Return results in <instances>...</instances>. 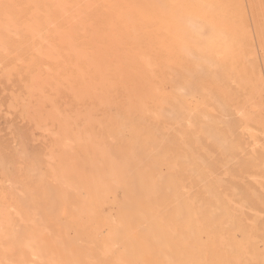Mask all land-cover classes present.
I'll return each instance as SVG.
<instances>
[{
  "label": "bare ground",
  "instance_id": "6f19581e",
  "mask_svg": "<svg viewBox=\"0 0 264 264\" xmlns=\"http://www.w3.org/2000/svg\"><path fill=\"white\" fill-rule=\"evenodd\" d=\"M259 8L255 0H0L5 16L0 39L4 34L10 38L4 32L12 28L30 52L50 62L39 60L47 67L46 72L39 69L45 78L54 76L61 84L62 69L58 72L55 66L61 63L69 78L80 81L81 86L73 79L66 82L76 98L97 95L92 91L97 82L109 91L129 78L137 82L131 97L138 100L116 117L111 114L97 132L71 131L61 118V133L52 142L56 149L48 158L45 152L47 159L27 147L17 156H0L2 171L12 182L0 194V264H264V224L255 212L264 208V198L244 184V176L230 192L224 187L227 181L213 177L229 166V178L237 175L239 182V175L258 167L264 178V147L253 148L261 141L253 129L264 135V24ZM139 33L156 37L163 53L153 56L135 45ZM15 45L22 50L23 44ZM183 53L193 64L177 84L178 93L167 98L162 91L161 103H169L170 109L151 112L168 116L175 125L188 120L198 129L194 139L166 133L168 124L165 128L144 116H151L143 101L148 95L144 83L148 85L161 62L175 65ZM6 54L13 55L9 50ZM19 57L16 62L22 61ZM96 61L110 77L99 72L89 87ZM232 82L243 91L232 90ZM211 83L217 87V115L210 113L211 107H197L199 97L194 107L191 102L209 94ZM108 97L98 100L111 108ZM197 140L207 147L195 146ZM72 142L82 146V154L74 153ZM249 144L255 145L249 146L252 152ZM196 183L202 189L194 190ZM245 206L257 209L259 218H252V225Z\"/></svg>",
  "mask_w": 264,
  "mask_h": 264
},
{
  "label": "rangeland",
  "instance_id": "374dc122",
  "mask_svg": "<svg viewBox=\"0 0 264 264\" xmlns=\"http://www.w3.org/2000/svg\"><path fill=\"white\" fill-rule=\"evenodd\" d=\"M255 2L260 6L258 14H259L260 20L264 24V0H255ZM2 18H5V16L3 14H0V19H2ZM9 29H8L9 31L7 30L4 33H7V35L10 36V38H7V36H5L6 34H4V36L2 35L3 39H0L1 41L2 40L6 41L5 43H3V41H2L3 44L0 43L2 45V46H0V48L2 47L1 51H0V156L2 154H6L10 157L17 156L18 154H20V152L25 147H27L28 149H30V151L39 153L40 155L41 154L44 155L46 152V156L48 158V155L53 150L56 149L55 143L53 144L52 142H54L55 139L58 138L60 133H61V131H60V127H61L60 119L61 118L65 119L67 121V124L69 125L71 131L77 130L79 128L78 130L88 129L91 132H97L99 127L102 126V122L108 121L109 120L108 117L109 116L111 117V114H112L111 118H114L117 116L118 111L124 110V107L126 109L127 106H132V103L134 104V103L138 102V100H136L135 96L131 97V96H133V94L136 95V93H137V92H135L137 90L134 91V87L136 88L135 83L137 84V82L131 81L129 78L127 80L130 81L131 83L126 82V84H125V78L121 81H117L118 79L116 77L112 78L113 81H115L117 79L116 80L117 81L116 86H118V87L115 86L113 88V90H109V91L106 90V87L103 85H102L103 86V89H102L101 84L97 82L98 85L96 84V87H94V89L92 90L94 93L97 94L94 97L93 96L92 97L86 96L84 98L74 97V94L71 93L70 90L68 89L67 84L69 82L70 83L73 82V81H71L73 79V80H76L75 82L78 84V86H81L80 81L77 79H74L72 77L69 78L70 75H68V72L66 71L65 67H63V65L61 63H56L55 66L57 67L58 72L62 69L61 79H62V83H65L64 86L62 83L60 84V82L58 80H56V78H54V76H52L53 79L51 77L52 81L50 80V78L49 79L45 78V76H46L45 74L39 73V69L41 67V61H42V63H44L46 65L49 64L50 62H47L46 60H41L38 57H36V55L33 54V50L30 52V50L32 49L30 47V45L29 44L27 45V43L25 45V43L23 42L24 41L23 39H22V41H19L18 39H19L20 35H19V37H18V35H14L15 32H13V30H11L12 28H9ZM11 33L14 36H17V39H15L16 37L12 36ZM147 35L148 34H142V33L136 34L135 38H134V41L136 39L135 45H138V47H140L144 50L146 49V51L148 53L152 54L153 56H155L157 53H160V52L163 53V51H161L159 49V46H158L159 44H158V41L156 40L157 38L152 36V35H150V36H147ZM21 38L22 37H20V40H21ZM154 38H156V39L153 40ZM19 42H21L20 43L21 45L23 44V48H21L22 50H20V51H19L20 48L18 49L17 46L15 45L17 43L18 47L19 46L22 47L21 45H19ZM4 46H5V48H4ZM24 46H26V47H24ZM12 47H14V48H12ZM7 48L9 50V54H10V52H12V54H13V51L16 48L18 49V51L16 49L15 54H13L11 56V55L6 54V53H8V50L6 52ZM2 49L4 51H2ZM154 49H155V51H154ZM21 52H22V54H21ZM26 54L28 56H26ZM30 54H32L35 57L32 56V58H29L31 56ZM14 55L16 56L15 57L16 59L18 58V55H19L20 56L19 58L22 59L23 62L19 59L16 62L15 61L16 59L13 58ZM29 59L33 60V61L35 60L38 62H31ZM39 60H41V61L39 62ZM181 60H182L181 62H183V63H181L179 61V63L178 62L174 63L175 65H173V63H172V65H169V64L165 63L164 61L161 62L162 64L160 63L161 65L158 66L153 71L155 73V74L152 73L153 78L152 77H151L152 79L149 78L150 80L147 79L148 85L144 83L145 77L141 78L140 81L142 83H140V84L144 83V85H145L143 87V90L145 88V91H148V95L146 93L147 97L145 96L143 101H144V104L146 105L148 112H149L148 108H150V114H151V116H149V114L146 113L147 111H145L144 113H146V114H144V116L148 120L156 121V122H159L160 124H163L165 126V128L169 125L168 128H166V130H165L166 133H171V134L175 135L177 138H181L182 136L184 137L183 134H188V135H191V137H193V139H194L195 138V132L197 133L198 129L196 128V126L193 127L194 125L192 126V124L190 127L189 126L190 122H188V120H182L179 124L177 123L178 125L177 124L175 125L176 122L171 120L168 116L164 117L162 114H159L157 116L155 115L157 118L154 116V114L157 113V109H158V111H160L162 109H170V107H167L170 105L169 103H168V105H167V102H165V101H164V103H161L163 101L162 97L164 98V96H163L164 93H162V91L168 92L167 94H169V95H165V97H167V98L173 96L174 94L178 93L177 91H179V89L176 90L178 88L177 84L180 81L185 80L187 77L188 73H186L187 71L185 72V70H188V68L193 64V58H191V56L189 54L186 55L185 53H183L181 55ZM25 62H27V63H25ZM189 64H190V66H188ZM162 65L164 67L166 65L165 69H163L164 67ZM37 66L39 68H37ZM90 66H92V65H90ZM9 68H10V70H9ZM41 68L43 69V72H46V70L44 69V68L47 69L46 66L45 67L42 66ZM90 71H91L90 72V78H89L90 82L88 84L89 87H91V86L93 87L91 80H93L95 78V75L97 73L99 74V72L102 74H105L106 77H110V75L108 74L110 71L108 69L106 70L105 67L100 62H97V63L94 62L93 66L90 68ZM64 72H65V74H64ZM63 74H64V76H63ZM161 75H163L162 78H164V79L161 78ZM175 76H177V77L174 80ZM37 77H38V79L41 77L42 78L39 79L38 81H36ZM63 77H64V79H63ZM97 78H99V77L97 76ZM165 78H166V80H165ZM168 78H170V79L168 80ZM46 79H47V81L49 80L51 82L46 83V81H45ZM164 80H165V82H163ZM54 81H55V83H54ZM63 81H65V82H63ZM161 81H162V85H161ZM169 81H173V82H169ZM41 82H43V83H41ZM66 82H68V83H66ZM45 84L46 85L48 84V85L46 86ZM99 85H100V87H99ZM156 85H157L158 89H156L157 87H154ZM165 85H166V88H163V87H165ZM151 86H152V88H151ZM229 86L231 87L232 90H236L238 92H241L244 89V87H242L236 83H233V82ZM146 87H148L149 90H147ZM208 87L210 88L209 89L210 93L207 94L205 97L204 96L193 97L191 99V102L193 101V104H192L193 106L192 105L191 106L194 107L196 105L194 102L197 103L198 99H200L198 104L196 105L197 107L203 108L205 106V108H207V110H209V107H211L213 109L211 110V108H210V110H211V111L209 110L210 113L212 115H217L218 113L216 110V98H215V96H213V94L216 93L217 87H216L215 83H211ZM117 88H119V89H117ZM126 88H127V90H126ZM129 88H131V89H129ZM129 90H132L130 93L131 95L128 93V92H130ZM152 90H154L153 91L154 93H157L155 95V97H157V98H155L154 94H152L153 93ZM157 90H158V92H157ZM112 91H114V92H112ZM94 93L92 95H94ZM108 93L112 94V95L110 94L111 96H109V97H111L112 100L109 99L111 101H108V105H109V103H110V105H112V106L109 105V107H111V108H108L106 102H105L106 103L105 106H107V107L103 106L104 104L99 102L102 97L103 98L105 97L104 99H107V97L109 95ZM127 94H129L130 97ZM97 97H101V98H97ZM127 97H129L131 99H128ZM126 98H127L128 102L126 101ZM98 99H100V100H98ZM117 99L118 100L120 99V100L118 101ZM157 99H158V101L160 100L159 103H157ZM193 99H195V100H193ZM212 99H213V101H212ZM129 100L131 101L130 104H129ZM120 102H123V104H121ZM202 104H206V105L202 106ZM145 105H144V109H145ZM161 105H163V106H161ZM136 106H138V104H136ZM159 108H160V110H159ZM214 110L216 111V113ZM151 111L152 112L154 111L153 112L154 114ZM212 111H214V112L212 113ZM89 113L93 116L92 120L88 119ZM160 116H162V117H160ZM99 122L101 123V125ZM164 123H166V124H164ZM170 126H172V127H170ZM257 130L261 131L260 129H257ZM259 131H256L253 129V132H256L258 134V137L261 138L259 147H256L255 145H252V144H249L248 145V151L249 152L253 151V150L251 151V148H249V146L250 147L255 146L253 148H255L257 150H262V148L264 147V139H263L264 135L262 132H259ZM198 134H199V132H198ZM199 135L202 138L201 140H205V136L203 134H199ZM244 136L249 141V143H252L253 138H249L248 132H246ZM197 142H198V140L194 141L195 146H197L198 148L204 149V145L207 147L206 142L201 141L202 144H200L199 142L197 144ZM11 144H13V145H11ZM71 144L74 145L73 142ZM12 147H14V148L12 149ZM49 147L51 149H49ZM74 150H75L74 153L76 155H80L83 152L81 145H79V146L74 145ZM78 150L79 151L82 150V151L79 152ZM43 157L45 159H47L45 157V155ZM222 167L218 170V172L213 174V177L214 178H222V179H224V181H227L229 184H227V182H226L224 184V187H225V189H227L228 192H230L229 190L236 191L237 189L234 187H237L236 185L243 183V180L245 179L244 184L247 183L248 186L252 187L253 191L255 190L256 192H258V195H260L264 198V189H262V190L259 189L262 187L264 188V178L261 177L262 172H261L260 167L255 168V169L253 168V170L250 173L248 172V173H245L244 175L243 174L239 175V178L241 179L240 182L237 179V175L232 174V177L229 178V176H231L230 175L231 169L229 166H226V167L222 166ZM225 170L228 171V174L226 176L224 173V175L222 176V174H223V172H225ZM1 171H2V166L0 165V194L2 195L4 192H6L8 190V188H9V186H11L12 182H11V180H9V178L6 176V174L3 171L2 172ZM248 174L249 175L253 174L250 176L253 179L250 177L248 178L247 177ZM219 176H221V177H219ZM233 176L236 177V178L234 177L235 178L234 180H233ZM243 176H244V179H243ZM261 179H262V181H261ZM2 180H3V183L1 182ZM7 180L10 182L7 183ZM254 180H255V182H254ZM231 185H233V186H231ZM230 186H231V188H230ZM196 188L202 189V183H196L194 186V190H196ZM256 192H254V193L252 192L253 195ZM245 207H246V209L244 208V212H245V215L247 217L248 221L247 220L246 221L248 222V224L252 225V223H250V222H253V220L255 218H259L257 215L259 213H261V218H259L257 220H259L260 223L264 224V214H263L264 208L257 210L255 208H251L250 206H249L250 208L248 206H245ZM254 209L257 210V211H255V212H257V214L254 212ZM250 210H252V211H250ZM254 215L256 217H254ZM252 218H254V219L251 220Z\"/></svg>",
  "mask_w": 264,
  "mask_h": 264
}]
</instances>
